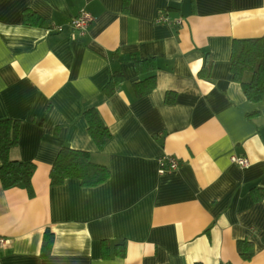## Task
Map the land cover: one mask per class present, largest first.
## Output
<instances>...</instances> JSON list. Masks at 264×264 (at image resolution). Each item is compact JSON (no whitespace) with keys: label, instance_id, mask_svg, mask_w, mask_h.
I'll list each match as a JSON object with an SVG mask.
<instances>
[{"label":"crops","instance_id":"obj_1","mask_svg":"<svg viewBox=\"0 0 264 264\" xmlns=\"http://www.w3.org/2000/svg\"><path fill=\"white\" fill-rule=\"evenodd\" d=\"M26 9L38 25L24 22ZM81 10L94 20L74 40L69 22ZM164 12L183 23L159 22ZM263 34L264 0H130L127 12L123 0H0V118L22 121L10 156L36 165L34 197L0 180V236L10 240L0 264H264V200L250 193L264 188V99L248 100L230 71L233 40ZM133 57L158 64L156 88L140 98L133 84L151 73L138 74ZM114 70L125 79L108 97ZM92 107L113 133L102 149L83 116ZM64 146L90 151L110 178L51 185ZM165 154L180 165L159 173ZM47 228L55 242L42 257ZM104 239L124 243L125 255L103 259ZM242 239L253 242L251 260Z\"/></svg>","mask_w":264,"mask_h":264},{"label":"trees","instance_id":"obj_2","mask_svg":"<svg viewBox=\"0 0 264 264\" xmlns=\"http://www.w3.org/2000/svg\"><path fill=\"white\" fill-rule=\"evenodd\" d=\"M130 0H123V10L129 9ZM39 18L30 9L24 11V22L38 25ZM47 28L52 29V26ZM133 62L138 74L151 73L146 78L133 84V92L136 98L143 97L152 92L157 86L158 64L156 58L151 57L143 60L133 57ZM213 67V61L207 56L200 70L201 77L209 78ZM230 71L233 79L240 83L248 100L259 102L264 99V34L253 38H236L232 42L230 55ZM124 74L120 70L111 73L108 83L104 86V94L108 97L114 95L124 82ZM167 102L174 103L175 94L168 92ZM258 112L249 113L252 117ZM83 116L87 123V130L98 149L108 144L113 133L105 123L96 107L84 111ZM22 121L14 118H0V180L4 189L14 186H24L30 197L35 192L32 178L36 165L32 161L12 159L10 151L20 141ZM110 169L105 165L95 162L90 151L64 146L58 152L50 171L51 185H60L68 178H76L84 187H97L110 178ZM251 196L255 202L264 200V188L254 186L250 189ZM55 242V234L47 228L42 236L40 255L46 257L52 252ZM253 242L242 239L237 243V249L244 260H251L253 253ZM102 258L109 259L114 256L123 257L126 245L112 244L108 239L101 243Z\"/></svg>","mask_w":264,"mask_h":264},{"label":"built area","instance_id":"obj_3","mask_svg":"<svg viewBox=\"0 0 264 264\" xmlns=\"http://www.w3.org/2000/svg\"><path fill=\"white\" fill-rule=\"evenodd\" d=\"M93 20L94 17L90 12L86 10H81L69 22V25L71 27V33H70L71 38L76 40L84 36L87 33L89 26L91 25ZM158 21L162 23H170L174 26L183 23L182 19L171 20L165 12L158 17ZM52 27H53L52 29L56 31L63 30L62 25L53 24ZM230 159L233 163L238 164L242 167H248L250 164L248 158L244 156L232 155ZM158 162H159V169H158L159 173L176 170L180 165V159L177 156L171 154L163 155L162 157L159 158ZM9 243H10L9 239L0 236V247L4 248L8 246ZM222 264H229V263H222Z\"/></svg>","mask_w":264,"mask_h":264}]
</instances>
